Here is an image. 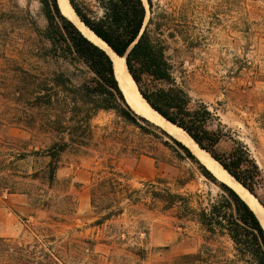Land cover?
I'll list each match as a JSON object with an SVG mask.
<instances>
[{
  "label": "rangeland",
  "instance_id": "374dc122",
  "mask_svg": "<svg viewBox=\"0 0 264 264\" xmlns=\"http://www.w3.org/2000/svg\"><path fill=\"white\" fill-rule=\"evenodd\" d=\"M15 1L19 10L10 0H0V171L7 166L17 175L8 182L19 193L0 198V238L17 251L30 245L34 264L42 261V248L58 264H242L227 237L210 239L194 222L183 227L174 211L153 207L146 196V185L160 187L157 179H162L172 192L197 194L194 205L206 206L221 194L217 184L187 158H176L139 129L125 128L114 113L101 112L92 121L89 149L62 155L58 189L32 180L49 162L33 151L44 154L50 141L28 128L41 116L34 108L30 76L37 65H48L33 55L36 34L26 11L39 29L45 30L47 22L41 0ZM153 4L167 26L162 39L169 45L177 83L193 102L206 104L216 114L220 121L214 129L221 123L247 145L264 170V0ZM61 67L74 75L75 83L83 80L75 68ZM136 145L154 151L152 157L165 155L171 164H158L151 155L137 156L132 151ZM230 147L225 140L219 150ZM19 154L23 159L17 160ZM111 172L135 191L134 201L141 200L133 204L125 198L123 213L102 222L106 213L93 207L92 193ZM179 181L189 183L180 187ZM66 194L70 201L62 200ZM7 255L0 253L3 264ZM182 256L189 257L180 261Z\"/></svg>",
  "mask_w": 264,
  "mask_h": 264
},
{
  "label": "trees",
  "instance_id": "16d2710c",
  "mask_svg": "<svg viewBox=\"0 0 264 264\" xmlns=\"http://www.w3.org/2000/svg\"><path fill=\"white\" fill-rule=\"evenodd\" d=\"M10 2L20 9L15 0ZM40 3L47 22L45 30L39 29L29 10L26 15L32 20L36 34L33 55L48 67L37 65L30 76L34 108L41 116L28 128L43 134L50 144L44 154L33 151L36 156L49 158V162L45 171L33 174L32 180H42L49 188L57 186L58 189L57 172L62 155L89 149L94 141L92 121L101 112L114 113L125 128L139 129L142 136L161 145L176 158H187L196 164L202 175L221 189L215 201L211 200L206 206L203 203L195 206L197 194L172 192L166 181L157 179L160 187L152 182L146 185V196L153 207L162 206L165 212L174 211L183 227L188 222L197 223L210 239L227 237L233 243L238 263L264 264V229L250 206L232 188L218 183L186 145L134 113L120 89L112 58L62 14L58 0H41ZM69 3L81 22L125 59L130 75L148 104L167 121L184 130L264 208V170L250 149L233 138L221 123L214 129L220 121L216 114L206 104L193 102L187 90L177 83L175 65L167 55L169 45L162 39L167 26L154 9L153 0H69ZM61 63L75 68L83 75V80L75 83L74 75L68 74ZM225 140L231 147L228 151H220L219 145ZM132 151L138 153L137 156H156L154 151L141 145L134 146ZM19 158L23 159L20 154L17 160ZM152 158L158 164H171L163 154ZM9 170L3 166L0 171V198L19 193L16 185H9L8 181L17 177ZM111 174L92 193L93 207L106 213L102 222L123 213L120 205L125 198L133 204L141 200L134 201L135 191L131 192V187L120 175ZM188 183L179 181L178 185L185 187ZM71 199L66 194L62 200ZM30 249L27 245L17 251L6 239L0 238V253L8 254L7 264H34L36 259ZM39 253L42 261L37 264H44L45 259L48 260L46 264H58L44 248ZM188 257L182 256L180 261ZM0 264H3L1 257Z\"/></svg>",
  "mask_w": 264,
  "mask_h": 264
},
{
  "label": "bare ground",
  "instance_id": "6f19581e",
  "mask_svg": "<svg viewBox=\"0 0 264 264\" xmlns=\"http://www.w3.org/2000/svg\"><path fill=\"white\" fill-rule=\"evenodd\" d=\"M59 5L62 8V12L65 17L74 23V25L82 32V34L87 37L91 42L101 47L106 53L112 58L115 65V72L117 79L121 81L118 77L120 70L123 72V79L127 87H123V91L127 96V101L132 109L138 113L140 116L144 117L148 121L154 123L155 125L164 129L168 134L174 137L179 142L186 145L191 152L196 156V158L207 167V169L221 182L227 184L231 187L261 218H264V208L258 202V200L240 183H238L229 173H227L219 163H217L209 153L201 149L193 139L181 128L167 121L164 117L152 110L147 103L143 100L139 88L132 76L130 75L126 61L124 58L118 57L110 47L104 43L100 38H98L93 32H91L78 18L73 8L69 4V0H58ZM119 83V82H118ZM121 85V84H120ZM121 89V88H120ZM264 223V222H263ZM264 225V224H263Z\"/></svg>",
  "mask_w": 264,
  "mask_h": 264
},
{
  "label": "water",
  "instance_id": "95a60500",
  "mask_svg": "<svg viewBox=\"0 0 264 264\" xmlns=\"http://www.w3.org/2000/svg\"><path fill=\"white\" fill-rule=\"evenodd\" d=\"M70 4V3H69ZM59 7H60V10H61V12L63 11L62 10V8H61V6L59 5ZM62 14H63V12H62ZM64 15V14H63ZM65 16V15H64ZM70 20V19H69ZM81 32V31H80ZM101 48V47H100ZM111 49V48H110ZM112 50V49H111ZM113 51V50H112ZM117 55V54H116ZM118 56V55H117ZM119 57V56H118ZM121 58V57H120ZM113 61V60H112ZM114 68H115V65H114ZM115 74H116V72H115ZM118 77H120L121 78V81H119V79H117L118 80V82H119V86H120V88H121V90H122V92H123V94H124V96H125V99H126V101H127V96H126V94H125V92L123 91V87H127V85H126V83L124 82V79H123V72H122V70H120V73H119V76ZM116 78H117V75H116ZM121 84V85H120ZM142 96V95H141ZM142 98H143V96H142ZM143 100L147 103V105L152 109V110H154L149 104H148V102L143 98ZM127 103H128V105H129V102L127 101ZM130 106V105H129ZM130 108L132 109V107L130 106ZM133 110V109H132ZM134 111V110H133ZM155 111V110H154ZM156 113H158L157 111H155ZM134 113L135 114H137L138 116H140L138 113H136L135 111H134ZM159 114V113H158ZM160 115V114H159ZM140 117H142V116H140ZM163 117V116H162ZM142 118H144V117H142ZM145 119V118H144ZM147 120V119H146ZM184 131V130H183ZM170 135V134H169ZM171 136V135H170ZM174 138V137H173ZM175 139V138H174ZM194 141V140H193ZM195 142V141H194ZM188 148V147H187ZM212 157V156H211ZM213 158V157H212ZM214 159V158H213ZM215 160V159H214ZM216 161V160H215ZM217 162V161H216ZM218 163V162H217ZM222 167V166H221ZM223 168V167H222ZM224 169V168H223ZM225 170V169H224ZM226 171V170H225ZM227 172V171H226ZM228 173V172H227ZM230 175V174H229ZM234 179V178H233ZM241 185V184H240ZM243 187V186H242ZM255 213V212H254ZM256 214V213H255ZM256 216H257V218L259 219V221H260V223H261V225H262V227H263V229H264V218L262 217L261 218V215H257L256 214Z\"/></svg>",
  "mask_w": 264,
  "mask_h": 264
}]
</instances>
